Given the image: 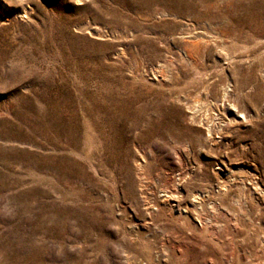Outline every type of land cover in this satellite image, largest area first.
Masks as SVG:
<instances>
[{
	"label": "rangeland",
	"instance_id": "rangeland-1",
	"mask_svg": "<svg viewBox=\"0 0 264 264\" xmlns=\"http://www.w3.org/2000/svg\"><path fill=\"white\" fill-rule=\"evenodd\" d=\"M0 264H264V0H0Z\"/></svg>",
	"mask_w": 264,
	"mask_h": 264
}]
</instances>
